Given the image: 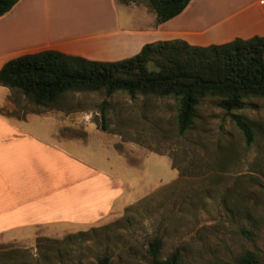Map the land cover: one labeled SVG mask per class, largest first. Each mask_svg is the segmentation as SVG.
<instances>
[{
    "label": "rangeland",
    "instance_id": "374dc122",
    "mask_svg": "<svg viewBox=\"0 0 264 264\" xmlns=\"http://www.w3.org/2000/svg\"><path fill=\"white\" fill-rule=\"evenodd\" d=\"M145 6L152 11L144 0H118L122 25L150 22ZM12 97L19 105L14 102L17 108L7 114L73 113L75 122L84 118L99 130L105 109L107 132L121 138L116 146L124 155L114 172L128 182L126 200L132 203L93 225L40 226L29 240L0 235V253L21 261L26 258L22 252L38 258L51 244L47 264H94L106 245L113 264H147L146 242L156 234L164 239L163 257L179 251L182 264H235L251 248L239 229L264 220V98H249L237 111L255 130V140L247 146L212 97L202 100L185 135L178 132L179 102L173 97L70 91L54 108L37 106L17 91ZM83 127H66L59 136H84ZM145 198L142 207L130 208ZM94 228L98 231L88 236L91 240L78 235ZM106 234L109 238L101 241ZM257 244L264 247L260 238Z\"/></svg>",
    "mask_w": 264,
    "mask_h": 264
},
{
    "label": "crops",
    "instance_id": "0c3cea01",
    "mask_svg": "<svg viewBox=\"0 0 264 264\" xmlns=\"http://www.w3.org/2000/svg\"><path fill=\"white\" fill-rule=\"evenodd\" d=\"M145 8L150 22L128 26L118 0H19L0 17V68L45 49L114 61L158 40L209 45L264 36V0H191L163 23ZM11 93L0 85V235L29 240L40 226L93 225L132 203L128 182L114 172L124 156L120 137L84 118L75 122L73 113L7 114L17 108ZM79 125L86 135L59 136Z\"/></svg>",
    "mask_w": 264,
    "mask_h": 264
},
{
    "label": "trees",
    "instance_id": "16d2710c",
    "mask_svg": "<svg viewBox=\"0 0 264 264\" xmlns=\"http://www.w3.org/2000/svg\"><path fill=\"white\" fill-rule=\"evenodd\" d=\"M18 1L0 0V17ZM144 1L155 12L157 21L163 23L182 13L191 0ZM0 85L10 88L11 95L20 92L35 105L45 108L58 106L70 91H104L108 96L122 91L133 98L139 94L173 97L179 102L176 119L181 135L193 128L202 100L212 97L231 117L246 145L250 146L255 140V130L237 111L244 108L249 98H264V36L237 37L209 45H194L180 38L158 40L144 44L131 57L114 61L91 60L45 49L7 60L0 68ZM12 101L18 104L13 97ZM107 103V100L103 101L104 105ZM24 117L23 114L19 118ZM99 125L104 131L109 130L105 109L101 111ZM147 199L130 208L142 207ZM97 231L94 228L78 235L91 240L88 236H95ZM239 232L251 248L239 256L235 264H264V247L257 244L259 238L264 242V220L241 227ZM107 238L108 234L101 237V241ZM164 244L160 235L148 237L143 256L146 263L182 264L179 251L163 257ZM50 246L48 244L38 258L28 251L22 252L26 258L21 261L19 257L0 253V264H47L51 260ZM103 246L105 248L96 256L94 264H113L108 247Z\"/></svg>",
    "mask_w": 264,
    "mask_h": 264
}]
</instances>
